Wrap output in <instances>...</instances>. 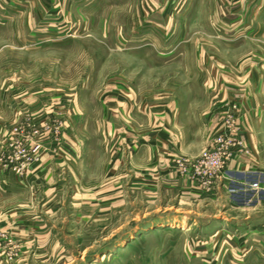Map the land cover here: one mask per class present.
Listing matches in <instances>:
<instances>
[{
	"label": "rangeland",
	"instance_id": "374dc122",
	"mask_svg": "<svg viewBox=\"0 0 264 264\" xmlns=\"http://www.w3.org/2000/svg\"><path fill=\"white\" fill-rule=\"evenodd\" d=\"M248 54L264 67V0H0L6 260L22 253V231L34 236L49 221L60 228L64 264H264V193L247 210L224 212L216 191L224 169L210 189L193 177L204 149L152 170L150 155L137 157L125 149L135 141L120 139L123 97L215 111L212 81ZM234 100H225L224 121L242 103ZM163 134L161 145L166 127ZM219 214L228 224L212 228L207 221ZM248 216L260 225L229 224Z\"/></svg>",
	"mask_w": 264,
	"mask_h": 264
},
{
	"label": "crops",
	"instance_id": "0c3cea01",
	"mask_svg": "<svg viewBox=\"0 0 264 264\" xmlns=\"http://www.w3.org/2000/svg\"><path fill=\"white\" fill-rule=\"evenodd\" d=\"M248 57L250 60L247 63H231L232 67L228 69L234 72L229 73L230 76L217 77L212 81L217 86L215 92L221 98L218 109L215 111L203 109L192 113L175 101L160 104L159 101L149 100L148 97L140 94H129L130 97L128 95L123 97L126 109L125 111L120 109L122 116L124 117V114L126 116L124 117L126 121H122L125 132L121 134L123 138L120 139L126 144L128 141L130 143L135 141L132 143L134 146L127 145L125 149L135 150L134 154L137 157L145 154L150 155L152 157L151 164L147 166L155 170L157 166H161L162 162L163 165H170L172 158L177 154L182 155L185 159L189 158L190 161L199 155L200 150L208 147L212 138L224 130L225 100L233 101L235 97H239L242 103L239 104L241 111L239 110L237 123L241 129L239 134L242 139V148L225 166L223 174L219 177L220 182L216 190L222 200H227L226 204L222 205L224 212L228 208L247 210V207L258 203V193L260 191L264 193V98H262L264 67L258 68L254 62L255 59H251L250 55ZM217 68L224 70L221 67ZM233 88H236L239 94ZM241 88L243 90H239ZM160 106L163 107L160 108ZM165 127L169 136L165 140L167 143L163 142L161 145L160 137L164 135ZM188 129L198 132L200 140L193 141ZM164 158L166 159L164 160ZM191 190L189 192L195 195ZM193 195L185 196L187 201H184V204L188 202L189 198L192 200ZM220 214L207 221L210 223L209 225H214L212 228L220 229L227 226L225 214H223L224 217ZM185 215L189 216L190 214L186 213ZM198 219L202 220V218ZM30 223L31 221H25L24 228H30ZM260 223L254 217L248 216L247 219L232 217L229 224L233 228L254 229ZM38 226L37 232L34 231V236H32L31 229L22 231L25 234L19 236L18 239L22 242L20 245H22L23 251L14 262L10 263L6 260L4 251L0 247V264H64L62 252H60L59 259L57 256L58 247H63L64 244L59 226L49 221H46L45 226L39 222ZM7 227L10 225L8 224ZM47 245L53 247L55 253L52 251L50 255H44L43 251H40L39 247Z\"/></svg>",
	"mask_w": 264,
	"mask_h": 264
},
{
	"label": "built area",
	"instance_id": "2783aa9c",
	"mask_svg": "<svg viewBox=\"0 0 264 264\" xmlns=\"http://www.w3.org/2000/svg\"><path fill=\"white\" fill-rule=\"evenodd\" d=\"M230 107L233 112H230L224 121V130L217 134L193 164L196 171L193 177L201 181L205 189L212 188L213 179L221 174L233 154L242 148L239 134L241 129L237 123L239 118L237 109H240V105L232 103Z\"/></svg>",
	"mask_w": 264,
	"mask_h": 264
},
{
	"label": "bare ground",
	"instance_id": "6f19581e",
	"mask_svg": "<svg viewBox=\"0 0 264 264\" xmlns=\"http://www.w3.org/2000/svg\"><path fill=\"white\" fill-rule=\"evenodd\" d=\"M107 258H109V255H108V254H104L103 256H101L100 260H101V261H104V260H106Z\"/></svg>",
	"mask_w": 264,
	"mask_h": 264
}]
</instances>
